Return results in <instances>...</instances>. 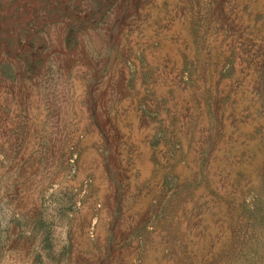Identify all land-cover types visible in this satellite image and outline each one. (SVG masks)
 I'll return each mask as SVG.
<instances>
[{
	"label": "rangeland",
	"instance_id": "374dc122",
	"mask_svg": "<svg viewBox=\"0 0 264 264\" xmlns=\"http://www.w3.org/2000/svg\"><path fill=\"white\" fill-rule=\"evenodd\" d=\"M0 264H264V0H0Z\"/></svg>",
	"mask_w": 264,
	"mask_h": 264
}]
</instances>
